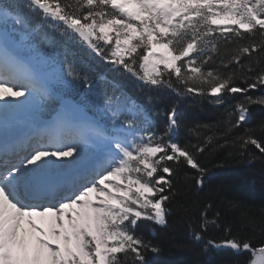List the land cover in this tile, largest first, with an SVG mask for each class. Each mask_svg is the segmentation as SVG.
Returning <instances> with one entry per match:
<instances>
[{"label":"snow or ice","instance_id":"obj_1","mask_svg":"<svg viewBox=\"0 0 264 264\" xmlns=\"http://www.w3.org/2000/svg\"><path fill=\"white\" fill-rule=\"evenodd\" d=\"M125 77L175 94L162 122L155 97L134 98ZM77 87L81 101L66 92ZM260 89L264 0H0V264H153L160 249L140 224L166 228L174 211L197 241L223 233L207 247L250 254L235 264H264V241L244 231L255 217L229 215L231 201L222 212L211 188L182 202L179 183L190 168L203 190L214 139L183 138L181 99L221 105L239 93L217 146L251 145L262 159L264 119L245 127L251 107H264V94H249ZM23 107L32 111L17 132L9 117Z\"/></svg>","mask_w":264,"mask_h":264},{"label":"trees","instance_id":"obj_2","mask_svg":"<svg viewBox=\"0 0 264 264\" xmlns=\"http://www.w3.org/2000/svg\"><path fill=\"white\" fill-rule=\"evenodd\" d=\"M59 39V37H57ZM68 47L78 57L85 59L81 47L78 44H69ZM223 52V48L221 49ZM218 55V54H217ZM91 62V61H88ZM219 61L217 60V64ZM98 70H103L101 66L93 64ZM111 79V74L109 73ZM121 84L134 98L143 101L146 96L155 97L154 110H159L158 120L165 119L163 111L176 101V96L168 89L152 91L133 78H119ZM68 96L76 101L83 100L82 87L66 90ZM251 95L264 94V89L249 93ZM240 94L227 97L221 105L211 102L212 98H200L188 95L181 99L180 108L183 113L185 128L182 129V136L186 140L195 142V133L199 132L201 141L207 137H213V143L208 147L202 156V163L208 168V176L203 190L197 188L191 177L196 175L195 170L185 168L187 178L182 175L179 178L180 185L184 186L185 194L182 202H192L203 200L211 188L214 191L215 199L213 203L221 210L225 211L222 202L231 201L237 207L229 210L228 214L246 212L257 219V227H245L244 231L254 238V244L264 241V234L261 232V222L264 221V158L252 159V155L259 157L260 154L254 146H249L243 154L236 148L230 146L219 147L217 140L223 144L221 138L227 131L224 123L227 111L231 110L235 102L240 99ZM86 110L92 108L91 104L85 105ZM95 108H92L94 111ZM253 120L245 127H254L260 120L264 119V107L253 105L251 107ZM91 114V112L89 113ZM208 127H205V126ZM189 129L193 130L189 132ZM243 129L230 133L228 138L242 134ZM194 222L190 221L183 213L174 211L169 217L166 228H159L151 222L144 221L140 224V231L146 238L153 240L159 246L158 253H149V258L153 264H235L250 259V254L242 253L236 255L233 252H216L207 247L208 239H219L223 233L216 230L204 234L202 240H195L191 228ZM154 229V231H151ZM207 248V251L205 250Z\"/></svg>","mask_w":264,"mask_h":264},{"label":"rangeland","instance_id":"obj_3","mask_svg":"<svg viewBox=\"0 0 264 264\" xmlns=\"http://www.w3.org/2000/svg\"><path fill=\"white\" fill-rule=\"evenodd\" d=\"M31 111H32V109L30 107H23V108L19 109L17 112L13 113L9 117L10 120L17 122V127H16L17 132L26 130L25 122L29 118ZM23 129H25V130H23Z\"/></svg>","mask_w":264,"mask_h":264}]
</instances>
